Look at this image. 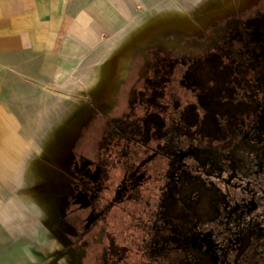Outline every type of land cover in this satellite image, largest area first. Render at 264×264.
I'll return each instance as SVG.
<instances>
[{
    "label": "rangeland",
    "instance_id": "374dc122",
    "mask_svg": "<svg viewBox=\"0 0 264 264\" xmlns=\"http://www.w3.org/2000/svg\"><path fill=\"white\" fill-rule=\"evenodd\" d=\"M135 9L139 21L125 35L113 36L122 29L113 20L102 30L100 21L64 19L56 36L41 25L25 46L0 54L1 114L30 136V180L16 195H30L25 208L41 228L46 221L48 235L73 228L79 245L101 238L111 259L123 243L140 257L133 239L150 237L158 211L161 222L179 225L192 214L186 206L198 211L209 200L204 157L163 201L177 142L191 150L217 143L234 133L227 118L248 126V113L264 108V0H156ZM111 259L102 263L120 262Z\"/></svg>",
    "mask_w": 264,
    "mask_h": 264
},
{
    "label": "flooded vegetation",
    "instance_id": "af4514ba",
    "mask_svg": "<svg viewBox=\"0 0 264 264\" xmlns=\"http://www.w3.org/2000/svg\"><path fill=\"white\" fill-rule=\"evenodd\" d=\"M248 114V126L240 116L226 117L234 133L218 135L217 143L191 150V144L177 142L176 166L163 201L170 184L181 186L183 171L191 172L204 157L209 158L207 169L212 168L205 179L210 198L198 211L186 206L192 214L179 225L161 222L158 211L150 237L133 239L140 257L128 254L123 243V252L115 255L119 264H264V108ZM214 122L219 125V119Z\"/></svg>",
    "mask_w": 264,
    "mask_h": 264
},
{
    "label": "crops",
    "instance_id": "0c3cea01",
    "mask_svg": "<svg viewBox=\"0 0 264 264\" xmlns=\"http://www.w3.org/2000/svg\"><path fill=\"white\" fill-rule=\"evenodd\" d=\"M155 1L0 0V54L14 52L25 46L26 42L34 36L32 30L40 28L41 25L45 27V30H50V35L56 36L62 29L64 19L70 26L76 20H82L81 16L90 6H93L96 11L92 19L100 21L99 28L103 30L111 24L110 20L116 22L110 5L145 4ZM78 6L82 7L76 12ZM119 12V15L124 14L127 18V14L120 8ZM86 28L85 30H88L90 26ZM126 30L118 35H125ZM1 112L0 264H103L105 258L110 255L103 249L104 242L101 238H92L91 242L87 240L88 242L79 245V237L73 228L67 231V236H61L59 233L55 236L48 235L46 221L44 229L41 228L35 222V218H32L28 208H25V200L22 196H25L27 201H31L30 195L23 194L21 197L16 195V191L30 180L28 173L30 161L28 156L26 157V149L30 146V136L27 135L29 130L25 126H16L9 119H4V116L9 117L10 114L2 115ZM19 205L22 206L21 213H17ZM36 214L41 217L40 213ZM45 214L46 212L42 216L43 219L46 218Z\"/></svg>",
    "mask_w": 264,
    "mask_h": 264
},
{
    "label": "bare ground",
    "instance_id": "6f19581e",
    "mask_svg": "<svg viewBox=\"0 0 264 264\" xmlns=\"http://www.w3.org/2000/svg\"><path fill=\"white\" fill-rule=\"evenodd\" d=\"M110 7V10L112 9V13H114V15H115V17H116V22L115 23H117V24H119V25H121V27H122V29H121V34H122V32L125 30V29H127V27H128V24H129V22H130V20L132 21V22H136V21H139V13H138V11L135 9V4H132V5H130V4H123V3H121V4H119L118 6H114V5H110L109 6ZM119 8H120V10H122L125 14H127V16L130 18L129 20H127L125 17V15L124 14H120L119 15ZM96 11H95V8L93 7V6H90V7H88L86 10H85V12L83 13V15L81 16V18H82V21H84V23L85 24H88V25H93L94 26V24H96L97 23V21H96V19L95 20H93L92 19V17H94V14H96L95 13ZM136 14V15H135ZM96 16V15H95ZM125 16V17H124ZM99 22V21H98ZM100 24H101V22H100ZM97 25H98V23H97ZM93 26H90V28L88 29V30H85L84 32H85V34L87 35V37H94L96 34H95V31H96V28L95 27H93ZM108 28L109 29H113V28H115V25L114 24H110L109 26H108ZM97 32V31H96ZM113 36H117L118 35V33H120L119 31H116V30H114L113 29ZM52 40V39H51ZM50 42H52V41H50ZM67 45L69 46V44L67 43ZM79 47H77V46H75V49H78ZM78 51V50H77ZM76 51V52H77ZM97 62L96 63H98L99 61H100V59L99 60H96ZM70 81H72V82H75L76 80L74 79V77H71V80ZM49 96V95H48Z\"/></svg>",
    "mask_w": 264,
    "mask_h": 264
}]
</instances>
